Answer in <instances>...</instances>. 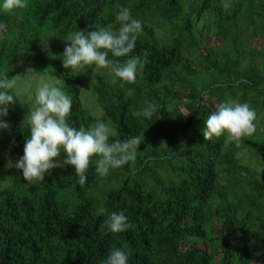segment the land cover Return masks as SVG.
Listing matches in <instances>:
<instances>
[{"label": "trees", "instance_id": "obj_1", "mask_svg": "<svg viewBox=\"0 0 264 264\" xmlns=\"http://www.w3.org/2000/svg\"><path fill=\"white\" fill-rule=\"evenodd\" d=\"M117 5L142 22L131 55L147 51L148 63L133 84L97 79L91 89L116 138L144 137L136 160L101 177L93 158L83 186L71 165L29 184L0 160V264H104L112 249L125 246L128 264H264V137L254 133L237 148L226 134H202L215 110L208 104L248 103L255 124L264 114V45H254L264 42V0H231L228 8L220 0H28L24 9L0 8L7 25L0 31V79L15 77V63L44 32L67 38L79 29L117 31ZM207 13L205 31L198 23ZM241 15L248 40L240 46L232 31ZM206 36L230 39L231 47L204 46ZM44 72L72 98L68 122L89 129L79 78L57 66ZM205 75L220 81L202 85ZM8 91L15 100V89ZM147 103L157 106L151 118L133 116ZM10 105L0 117L9 124L0 139L20 158L30 127ZM113 212L134 227L102 230Z\"/></svg>", "mask_w": 264, "mask_h": 264}, {"label": "clouds", "instance_id": "obj_2", "mask_svg": "<svg viewBox=\"0 0 264 264\" xmlns=\"http://www.w3.org/2000/svg\"><path fill=\"white\" fill-rule=\"evenodd\" d=\"M28 7V0H3L5 12ZM119 11L116 21L117 31L112 25L99 27L97 30L86 31L79 29L73 33L66 44L63 53V67L72 69V75L84 72L87 67L95 66L94 73L100 69H109L114 77L123 83L133 84L139 75L143 76L145 65L148 63V53L131 55L136 46L138 35L142 32V22L131 16L128 7L116 6ZM7 25L0 23V31H5ZM109 53L116 58H125L122 62L109 59ZM79 70V71H78ZM33 72L32 69L28 70ZM60 79L54 81L59 85ZM44 83L36 91L35 105L27 114L24 122L30 127V136L24 144V154L15 163L11 160L9 167L22 171L23 179L32 184L42 182L45 174L51 175L56 168L73 166L78 176L79 185L86 183V173L90 163L95 159V172L103 177L110 169H118L134 162L138 146L143 142L141 137L133 136L125 140L118 139L119 133L110 126L109 122L98 119L89 129L73 127L68 118L72 109V98L60 87ZM16 86V76L9 79L7 75L0 79V117L8 115V106L14 103L10 89ZM83 90V89H82ZM157 106L147 103L141 111H134L133 116L151 118ZM184 116L189 113L183 114ZM257 112L248 103L232 100L220 103L205 120L202 129L204 140L221 137L226 134V143H235L241 147L243 138L251 137L256 132ZM9 124L0 120V129H7ZM110 137L113 139L110 140ZM66 158L60 160L61 152ZM105 209H100L103 213ZM123 212H113L101 225L111 233H120L133 228ZM131 250L127 246L111 250L104 264H128ZM252 264H257L255 260Z\"/></svg>", "mask_w": 264, "mask_h": 264}, {"label": "rangeland", "instance_id": "obj_3", "mask_svg": "<svg viewBox=\"0 0 264 264\" xmlns=\"http://www.w3.org/2000/svg\"><path fill=\"white\" fill-rule=\"evenodd\" d=\"M224 8H228L231 5V0H220ZM211 21L210 13H207L198 23V28L202 29L208 27ZM246 25L244 16L241 15L236 21V25L232 31V35L236 36L239 39L240 46L247 41V37L244 34V27ZM207 37V36H206ZM69 37L61 38L57 37L49 32H44L41 34L37 47L28 52L24 53L14 65L13 72L16 76V86L15 89V100L14 103L10 105V109L15 112L19 118L24 122L27 114L30 112L31 108L36 107L35 105V95L39 87L44 83H49L54 85L55 79L49 77L45 74L44 70L48 66H57L60 67L65 73L72 75V69L63 67V53ZM204 46L209 44L218 43L221 50H227L231 47L230 39L228 41H217L211 40L209 37L204 41ZM222 43V44H220ZM256 47H262L264 42L257 40L254 42ZM242 64L248 62L247 58L242 56ZM259 61H255L254 65L259 66ZM94 65L87 67L84 72L79 74H74L80 80L79 86V100L83 108H85L92 117V122L90 128L98 119H103L105 122H109L105 117L102 110L98 107L95 96L92 92L91 86L97 81V79H103L108 83H114L115 77L114 74L110 72L109 69H100L94 73ZM32 69L33 72L29 73L28 70ZM79 71V70H78ZM220 81L214 75H205L199 79L202 85H207L208 81ZM57 86V85H54ZM83 89V90H82ZM208 104V103H207ZM212 109H215V105L208 104ZM110 123V122H109ZM110 126L113 127L110 123ZM257 136L264 137V114L258 120L256 124ZM66 156L65 152H61L59 159L61 160ZM19 158L11 152L10 149L4 144L0 139V160L8 166L9 161L11 160L15 163ZM9 167V166H8ZM15 168V167H10ZM16 169V168H15ZM262 264V263H260Z\"/></svg>", "mask_w": 264, "mask_h": 264}]
</instances>
